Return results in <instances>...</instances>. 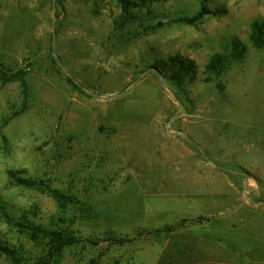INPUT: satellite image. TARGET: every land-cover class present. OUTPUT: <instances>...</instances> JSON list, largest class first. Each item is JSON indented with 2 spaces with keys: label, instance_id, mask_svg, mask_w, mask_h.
Instances as JSON below:
<instances>
[{
  "label": "rangeland",
  "instance_id": "obj_1",
  "mask_svg": "<svg viewBox=\"0 0 264 264\" xmlns=\"http://www.w3.org/2000/svg\"><path fill=\"white\" fill-rule=\"evenodd\" d=\"M121 20V0H0V59L28 86L0 82L2 244L23 264L48 252L1 205L81 239L50 264H264V0H157Z\"/></svg>",
  "mask_w": 264,
  "mask_h": 264
},
{
  "label": "trees",
  "instance_id": "obj_2",
  "mask_svg": "<svg viewBox=\"0 0 264 264\" xmlns=\"http://www.w3.org/2000/svg\"><path fill=\"white\" fill-rule=\"evenodd\" d=\"M157 0H121L122 10H123V21L121 23L126 22L130 15L131 9L134 7H144L149 2H154ZM207 10H202L199 12L192 20H196L203 16ZM251 39L255 47L259 49H264V20H257L252 24V34ZM245 53V46H238L237 44L233 48L232 57L235 59H240L243 57ZM226 58L225 56L216 55L213 57V61L211 62L210 67L214 70H219L220 67L224 64ZM27 70L24 67H10L4 61L0 59V82L3 84L21 81L24 87L25 93H28V86L26 81ZM68 81L70 84L78 90L80 86L78 82L73 77H68ZM82 91V90H81ZM16 182L22 185L27 186H39L40 182L33 179H26L15 177ZM57 199H62V194L59 190H53ZM67 200V199H66ZM2 213L8 218V220L15 226H17L22 231L28 233L33 239L39 240L44 239L47 241L48 252L45 256L41 257L35 264H50L52 260L61 257L64 252L81 242V239L75 236L73 233L69 232L66 229H50L41 224L29 223L27 221H21L18 218L12 216L6 209L5 206L1 205ZM205 218L200 217L199 220H204ZM188 219H183L182 222L178 225L176 224H168L163 227V229H155L152 231H148L150 234L160 235L161 233L170 234L174 232L179 227L182 226V223L187 222ZM113 233V232H110ZM139 235H142V231L139 232ZM114 237V236H111ZM115 242H124V239H114ZM0 250L5 253L13 264H23L21 256L12 248L2 244L0 240Z\"/></svg>",
  "mask_w": 264,
  "mask_h": 264
}]
</instances>
